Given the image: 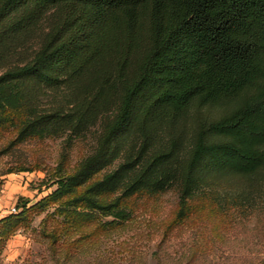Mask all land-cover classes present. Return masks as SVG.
Listing matches in <instances>:
<instances>
[{
  "label": "trees",
  "instance_id": "1",
  "mask_svg": "<svg viewBox=\"0 0 264 264\" xmlns=\"http://www.w3.org/2000/svg\"><path fill=\"white\" fill-rule=\"evenodd\" d=\"M226 101L180 137L185 108ZM1 119L20 142L97 130L40 202L68 196L110 226L131 217L128 199L169 190L178 217L200 200L244 207L264 188V0H0ZM15 165L2 174L39 167ZM27 204L0 217V259Z\"/></svg>",
  "mask_w": 264,
  "mask_h": 264
},
{
  "label": "rangeland",
  "instance_id": "2",
  "mask_svg": "<svg viewBox=\"0 0 264 264\" xmlns=\"http://www.w3.org/2000/svg\"><path fill=\"white\" fill-rule=\"evenodd\" d=\"M232 106V101L193 103L175 129L188 141L200 125ZM15 125L0 120V194L7 187L10 205L23 199L28 204L11 219L7 264H250L264 257V188L244 207L225 211L216 201L200 200L182 217L173 190L155 197L141 195L126 201L131 217L110 226V217L66 203L68 196L40 202L57 188L51 175L60 167L70 170L90 152L97 130L91 128L70 144L64 135L20 142ZM23 161L39 167L2 174Z\"/></svg>",
  "mask_w": 264,
  "mask_h": 264
},
{
  "label": "crops",
  "instance_id": "3",
  "mask_svg": "<svg viewBox=\"0 0 264 264\" xmlns=\"http://www.w3.org/2000/svg\"><path fill=\"white\" fill-rule=\"evenodd\" d=\"M8 182V181H5ZM7 186V184L5 185ZM10 191L7 190V187L5 190H2V201L0 202V207H8L10 205V195H9ZM12 246V238H9L6 242L5 248L3 249V252L1 254L2 259H3V264H7L8 260L6 258V253L8 252V250L11 249Z\"/></svg>",
  "mask_w": 264,
  "mask_h": 264
},
{
  "label": "built area",
  "instance_id": "4",
  "mask_svg": "<svg viewBox=\"0 0 264 264\" xmlns=\"http://www.w3.org/2000/svg\"><path fill=\"white\" fill-rule=\"evenodd\" d=\"M2 201V195L0 194V202ZM9 212H16L15 205H9L8 207H0V217L6 215Z\"/></svg>",
  "mask_w": 264,
  "mask_h": 264
}]
</instances>
